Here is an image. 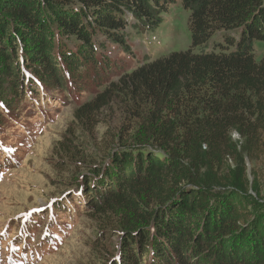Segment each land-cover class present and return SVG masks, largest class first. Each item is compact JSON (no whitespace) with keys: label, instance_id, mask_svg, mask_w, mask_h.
Returning a JSON list of instances; mask_svg holds the SVG:
<instances>
[{"label":"trees","instance_id":"16d2710c","mask_svg":"<svg viewBox=\"0 0 264 264\" xmlns=\"http://www.w3.org/2000/svg\"><path fill=\"white\" fill-rule=\"evenodd\" d=\"M179 2L190 11L191 47L148 60L77 109L89 124L121 90L135 104L134 126L122 125L86 200L97 216H123L112 264H264V196L244 161L264 156V55L254 50L264 0H0L2 77L21 90L32 77L66 88L67 75L108 67V43L130 50L128 27L156 29ZM217 31L232 33L209 49Z\"/></svg>","mask_w":264,"mask_h":264},{"label":"rangeland","instance_id":"374dc122","mask_svg":"<svg viewBox=\"0 0 264 264\" xmlns=\"http://www.w3.org/2000/svg\"><path fill=\"white\" fill-rule=\"evenodd\" d=\"M189 24L190 11L179 2L164 12L156 29L128 27L130 50L108 43V67L69 70L74 73L67 75L66 88L45 86L32 77L21 90L2 77L5 65L0 63V264H112L120 257L126 232L122 214L97 216L85 192L105 177L122 125L135 122L130 116L135 104L119 90L92 123L77 120L76 112L139 65L189 49ZM231 33L217 31L208 48L224 43V35ZM73 42L64 40L71 49ZM254 50L260 60L264 41H255ZM67 143L70 156L62 148ZM244 161L247 178L264 196V156ZM229 165L233 169L236 164L231 160ZM250 194L257 196L255 190ZM105 221H114L115 227Z\"/></svg>","mask_w":264,"mask_h":264},{"label":"clouds","instance_id":"9594fccd","mask_svg":"<svg viewBox=\"0 0 264 264\" xmlns=\"http://www.w3.org/2000/svg\"><path fill=\"white\" fill-rule=\"evenodd\" d=\"M235 135V134H234Z\"/></svg>","mask_w":264,"mask_h":264}]
</instances>
